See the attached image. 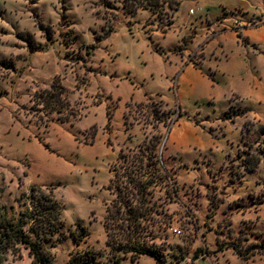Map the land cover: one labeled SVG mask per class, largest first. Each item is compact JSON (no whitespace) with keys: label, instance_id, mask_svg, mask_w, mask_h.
I'll list each match as a JSON object with an SVG mask.
<instances>
[{"label":"rangeland","instance_id":"rangeland-1","mask_svg":"<svg viewBox=\"0 0 264 264\" xmlns=\"http://www.w3.org/2000/svg\"><path fill=\"white\" fill-rule=\"evenodd\" d=\"M163 1L0 0V218L30 210L33 187L52 193L62 224L41 239L58 264L123 256L104 222L126 171L162 173L145 222L162 256L120 264H264L250 247L264 244V53L251 43L264 0ZM52 85L64 102L41 95ZM1 264H32L29 249Z\"/></svg>","mask_w":264,"mask_h":264},{"label":"trees","instance_id":"trees-1","mask_svg":"<svg viewBox=\"0 0 264 264\" xmlns=\"http://www.w3.org/2000/svg\"><path fill=\"white\" fill-rule=\"evenodd\" d=\"M181 2V0H171L169 5L177 9ZM124 7L128 12H135L140 7L150 8L155 11L159 10V12H161L164 7V1L126 0ZM111 32H113V29L108 31L105 37H108ZM103 39H97L96 43L99 44ZM58 88L60 89V94L63 89H65L63 85H52V88L44 89L41 95L47 93V95L50 96L49 99L55 97L59 98L54 95L55 90H58ZM59 100L60 103L64 102H61V97ZM160 108L161 107L155 108V114L158 115ZM54 110L57 111L56 108ZM58 111L61 112L59 109ZM171 112H174V110L171 111V109H169L165 114L169 113L168 115L171 116ZM238 115L240 114L235 116ZM235 116L233 118H235ZM109 119L111 120V115H109ZM178 120L179 117L173 115L167 125L169 132ZM96 133L97 130L95 129L94 136ZM145 149H147V147ZM154 154L156 155V153ZM122 156L126 157V155ZM158 160L159 157L157 156L152 163L159 165ZM257 160L258 158H256L254 164H257ZM132 161L134 162L135 159ZM254 164L248 165V169H254ZM114 172L115 175L111 178L108 187L113 189V185L118 182V180L120 184L116 185V197L113 201L115 209L108 208L104 226L108 235L107 244L116 250L117 253L120 252L123 254V256H116L115 264H120L122 257H126L128 254H130V258L133 261L138 260L142 255H152L160 260L162 255H160V251L158 250L159 247L155 245L154 242L150 243L146 237L147 226L145 222L148 220L150 211L153 209L149 202L150 196H152L153 189L159 182L158 180L162 178L161 171H126V181H121L119 178L117 180L118 173L117 171ZM30 201L32 204L31 209L22 211L18 220L15 218H0V264L6 259V253L8 251H18V246L21 244L29 249L32 264H58L54 261L55 258L52 252L44 246L41 239V232L49 230L51 225L54 226V229L61 226L62 210L60 208V203L53 197L52 193L39 194L36 187L32 188ZM115 220L118 222L115 223ZM30 222H33V225H31L28 231L25 229V225ZM112 225H114V227L118 225V229L113 231L114 227H112ZM34 235L36 236L34 237ZM113 235H117V237ZM83 239L84 236L82 234L80 236L76 235L77 241H82ZM250 247H254V249L260 248V252L263 251L264 253V244L262 243H253ZM235 249L240 256L249 258V255L245 254L241 249ZM201 252L202 250H197L194 258L197 259L201 255ZM247 252L250 251L247 249ZM64 264H95V261L93 259H82L79 255H75Z\"/></svg>","mask_w":264,"mask_h":264},{"label":"crops","instance_id":"crops-1","mask_svg":"<svg viewBox=\"0 0 264 264\" xmlns=\"http://www.w3.org/2000/svg\"><path fill=\"white\" fill-rule=\"evenodd\" d=\"M258 27H264V23L263 24H261V25H258ZM246 34L248 35V36H250V30H249V28H247L246 29ZM263 41L264 42V39H256V38H253V39H251V43H252V45L254 46V49L256 50V51H258V53L259 54H263L264 53V44L263 43H261V41ZM187 67H192V68H196V67H194V65H193V63L192 62H189L188 64H185ZM177 85H178V89H179V87H180V84H179V82L177 83ZM235 93H237V94H239V97H240V101L242 102V103H244L245 102V98H244V94L243 93H240V92H235ZM258 96H259V104L261 105V106H264V96L263 95H260V94H258ZM244 101V102H243ZM249 107V106H248ZM249 108H251V107H249ZM252 109V108H251Z\"/></svg>","mask_w":264,"mask_h":264},{"label":"built area","instance_id":"built-area-1","mask_svg":"<svg viewBox=\"0 0 264 264\" xmlns=\"http://www.w3.org/2000/svg\"><path fill=\"white\" fill-rule=\"evenodd\" d=\"M193 11V10H192Z\"/></svg>","mask_w":264,"mask_h":264}]
</instances>
